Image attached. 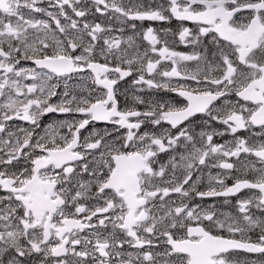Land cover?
I'll return each mask as SVG.
<instances>
[{
  "label": "snow or ice",
  "instance_id": "6c2138e0",
  "mask_svg": "<svg viewBox=\"0 0 264 264\" xmlns=\"http://www.w3.org/2000/svg\"><path fill=\"white\" fill-rule=\"evenodd\" d=\"M241 251L264 264V0H0V264Z\"/></svg>",
  "mask_w": 264,
  "mask_h": 264
},
{
  "label": "flooded vegetation",
  "instance_id": "af4514ba",
  "mask_svg": "<svg viewBox=\"0 0 264 264\" xmlns=\"http://www.w3.org/2000/svg\"><path fill=\"white\" fill-rule=\"evenodd\" d=\"M145 23L146 24L150 23L152 26L157 27V28H164V29L171 28L173 32H175L177 27H178V22H176V21L171 22V24H169V23H161V22H145ZM168 39H169V41L171 43H173L175 50L183 51V52L191 51V46L186 47L184 44L179 43L178 42V37L169 36ZM121 84L126 86V87L128 86V85L124 84V82H121ZM156 96H157V98L163 97V98H166V99H172V98H174L175 94L166 93V92L161 91V92L157 93ZM129 99H131V98L129 97ZM62 118L63 117L56 116V115H53V114H49L48 116H46L44 118L42 123L48 124V123H51L52 121H54L56 119H62ZM96 127L97 128H102V127H110V126L103 125V124H97ZM91 128H92V126L90 125L88 129L83 130L84 134H86L87 131H90ZM61 131L63 132L64 130H61ZM257 131H259V130L257 129ZM240 135H245L246 136V135H248V133L244 132V133H240ZM230 138L231 137H229V136L224 137L225 140L230 139ZM213 171L215 172V170H213ZM227 182L229 184L232 183L231 180H229ZM248 194H249L248 190H244L241 193H239L238 196L239 197H244V196H247ZM224 200H225L224 197L209 198L208 200L205 201V203L206 204L215 203V205H216V207H217V209L219 211L234 213L235 209H234L233 206L236 203L237 197H230L229 198L230 202L228 204H225ZM237 258L239 260H241V261H248L249 264H251V261L252 260H258L259 256L257 254H249V253H244V252L241 251V252H239Z\"/></svg>",
  "mask_w": 264,
  "mask_h": 264
}]
</instances>
